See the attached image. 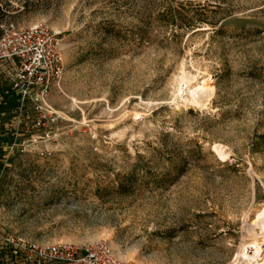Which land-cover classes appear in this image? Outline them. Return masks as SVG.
I'll return each mask as SVG.
<instances>
[{
    "label": "rangeland",
    "instance_id": "374dc122",
    "mask_svg": "<svg viewBox=\"0 0 264 264\" xmlns=\"http://www.w3.org/2000/svg\"><path fill=\"white\" fill-rule=\"evenodd\" d=\"M10 24L64 72L41 117L0 71V264H264V0H0Z\"/></svg>",
    "mask_w": 264,
    "mask_h": 264
},
{
    "label": "built area",
    "instance_id": "2783aa9c",
    "mask_svg": "<svg viewBox=\"0 0 264 264\" xmlns=\"http://www.w3.org/2000/svg\"><path fill=\"white\" fill-rule=\"evenodd\" d=\"M0 71L5 74L11 92L21 104L28 102L45 117L46 99L61 79L64 66L61 40L57 32L43 24L3 27L0 25ZM37 126L43 124L36 120ZM38 258L60 264H135L117 258L104 242L76 247L31 248ZM16 254V251H13Z\"/></svg>",
    "mask_w": 264,
    "mask_h": 264
},
{
    "label": "bare ground",
    "instance_id": "6f19581e",
    "mask_svg": "<svg viewBox=\"0 0 264 264\" xmlns=\"http://www.w3.org/2000/svg\"><path fill=\"white\" fill-rule=\"evenodd\" d=\"M206 88H207V84L205 80H202L200 83L196 85H192L190 87H188L185 82H179L180 93H183L186 89H188L193 94V92L198 89H206Z\"/></svg>",
    "mask_w": 264,
    "mask_h": 264
}]
</instances>
